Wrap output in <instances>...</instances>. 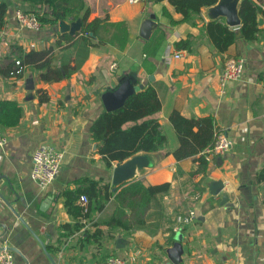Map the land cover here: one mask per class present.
I'll return each instance as SVG.
<instances>
[{
    "label": "crops",
    "instance_id": "crops-1",
    "mask_svg": "<svg viewBox=\"0 0 264 264\" xmlns=\"http://www.w3.org/2000/svg\"><path fill=\"white\" fill-rule=\"evenodd\" d=\"M84 1L91 10L89 21L105 18L107 41L117 33L115 25L125 26L124 46L107 42L91 48L69 79L45 83L32 67L20 79L5 77L6 57L16 47L24 52L45 50L58 34H71L62 32L59 24L36 32L20 29L14 17L21 8L17 1L0 0L8 5L0 28V101H14L23 112L17 127L1 130L6 142L0 147V245L12 250L14 264H105L111 256L128 264H170L166 250L175 242L183 250L180 264H263L264 183L257 182V175L264 169V17L257 16L258 40L248 43L239 28L228 27L222 18L208 19L206 7L191 21L173 25L163 10L174 20L179 15L168 1ZM254 2L264 9V0ZM151 16L156 26L145 40L140 30ZM213 21L235 32V42L225 51L220 52L206 33ZM188 38L190 51L176 48ZM180 51L182 58L165 59L167 53ZM232 57L244 60V71L221 93L219 74ZM125 80L141 86L138 91L155 89L161 109L149 118L160 124L168 152H157L161 162L134 182L170 185L149 203L144 225L128 232L107 225L117 203L113 197L101 211L94 210L92 202L89 214L74 217L63 196L75 191L74 182L83 178L102 180L112 193L133 183L112 191L113 165L105 166L90 134L92 123L105 111L101 95ZM41 96L46 98L43 104ZM174 111L186 119L212 118L213 131L224 132L231 144L224 156L208 163L204 178L197 174L195 158L177 162L172 155L180 146L170 123ZM41 144L62 154L60 172L44 189L30 179L32 155ZM197 184L200 193H195ZM78 199L77 205H88V198L86 205ZM190 210L196 212L195 221L177 229L176 218ZM125 215H131L128 208Z\"/></svg>",
    "mask_w": 264,
    "mask_h": 264
},
{
    "label": "trees",
    "instance_id": "trees-1",
    "mask_svg": "<svg viewBox=\"0 0 264 264\" xmlns=\"http://www.w3.org/2000/svg\"><path fill=\"white\" fill-rule=\"evenodd\" d=\"M16 1L23 13L33 16L40 29L54 28L60 22L78 21L80 31L72 36L58 34L55 43L42 51L24 52L20 47H16V51L6 57L9 64L3 75L7 78L12 77V73L21 68L22 74L14 77L20 79L25 70L32 67L39 73L40 81L59 82L69 79L81 69L91 48L103 46L107 42H116L120 48L124 46L125 26L115 25L117 33L107 41L103 35L107 29L105 18L89 21L91 10L84 0ZM163 1H168L179 15V19L174 20L167 11L163 10V14L173 25L191 21L200 15L202 8L213 6L218 2V0H153L155 3ZM260 14L264 17V9H261L254 0H241L239 7L241 26L237 31L244 41L252 43L258 40L261 30L257 26V16ZM7 15L8 5L1 2L0 28L5 25ZM205 30L220 52L225 51L235 42V32L218 21L207 24ZM190 43L191 40L188 38L176 43L175 46L177 49L190 51ZM16 61L20 62L19 66L15 64ZM57 61L58 64L55 65L54 62ZM45 101L46 98L41 96L40 104ZM160 109L161 102L156 91L149 86L134 92L121 108L113 112L103 111L94 120L90 128L91 139L98 144V154L101 155L108 169L112 168L114 162L123 161L138 152L168 154L166 137L160 124L149 118ZM22 114V109L16 102L0 101L1 130L17 127ZM170 123L180 143L179 148L173 152V157L177 162L195 158L198 162L197 174L204 178L207 175L208 163L202 153L213 145L214 135L217 132L216 129L213 131L212 118L186 119L174 111L170 115ZM257 182L264 183V169L259 171ZM74 183L77 186L75 191L67 190L63 193L65 205L72 216L89 214L92 202H94V210L101 211L113 197L117 203L113 205V214L107 220V225L126 232L141 228L144 225L143 216L149 203L154 201L157 195L167 193L170 189L169 184L144 186L142 182L137 181L117 193H112L109 184H104L102 180L83 178ZM197 185H195V193H200L201 188ZM81 195L88 198L89 202L85 207L76 204V199ZM127 196L134 199L126 203ZM125 208L131 211L129 218L125 215ZM64 228L69 229L68 226ZM74 228L77 230L79 226L76 225Z\"/></svg>",
    "mask_w": 264,
    "mask_h": 264
},
{
    "label": "built area",
    "instance_id": "built-area-1",
    "mask_svg": "<svg viewBox=\"0 0 264 264\" xmlns=\"http://www.w3.org/2000/svg\"><path fill=\"white\" fill-rule=\"evenodd\" d=\"M138 0H130V2H136ZM15 21L20 29H28L38 31L40 29L38 23L29 14H25L20 10L14 12ZM184 55L183 51L174 52L172 54L167 53L165 59H180ZM20 65L19 61L15 63ZM244 60L241 58H229L227 59L219 74L218 87L221 93L224 92L226 85L230 82H237L241 79L244 71ZM22 69L19 68L12 77L22 74ZM6 140L0 129V147L5 144ZM230 142L224 132L218 130L215 133L214 142L211 147L206 149L202 155L207 163L213 160L219 159L224 156L230 149ZM62 154L54 150L47 144H41L37 147L32 155V165L30 169V179L41 189L47 188L57 177L60 172ZM78 202L82 205L87 204V198L80 196ZM196 219V212L194 210L188 211L184 216L176 218V222L179 228L182 229L187 225L192 224ZM175 231V230H174ZM0 264H14L13 252L7 245H0ZM105 264H128V261L119 257L111 256L107 258ZM264 264V263H263Z\"/></svg>",
    "mask_w": 264,
    "mask_h": 264
},
{
    "label": "water",
    "instance_id": "water-1",
    "mask_svg": "<svg viewBox=\"0 0 264 264\" xmlns=\"http://www.w3.org/2000/svg\"><path fill=\"white\" fill-rule=\"evenodd\" d=\"M239 7V0H218L215 5L207 7V18L210 20L222 18L228 27L237 29L241 26ZM153 19L154 16H151L149 19L143 21L140 30V37L142 39H148L152 30L155 28L156 24ZM59 27L62 32H69V34L74 35L80 31V22L76 21L71 25H67L65 22H60ZM140 88L141 86L133 87L128 80H125L114 90L107 91L102 94L101 102L105 112H113L121 108L126 99L134 92H137ZM160 162L161 156L157 152H138L123 161L114 162L111 176L112 191L115 192V190L120 186L134 182L140 177L145 176ZM220 188L221 186L219 189ZM11 211L15 214V216L17 215L12 209ZM20 221L24 224L21 218ZM182 253V246L179 242H175L171 248L166 250L170 264H180ZM47 257L51 263H54L48 255Z\"/></svg>",
    "mask_w": 264,
    "mask_h": 264
}]
</instances>
